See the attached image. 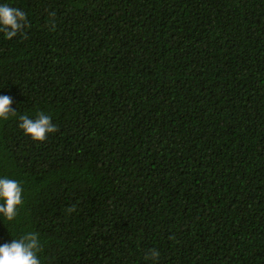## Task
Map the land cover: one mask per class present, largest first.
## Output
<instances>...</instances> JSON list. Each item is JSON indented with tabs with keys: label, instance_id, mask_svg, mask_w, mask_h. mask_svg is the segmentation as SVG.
I'll return each instance as SVG.
<instances>
[{
	"label": "trees",
	"instance_id": "trees-1",
	"mask_svg": "<svg viewBox=\"0 0 264 264\" xmlns=\"http://www.w3.org/2000/svg\"><path fill=\"white\" fill-rule=\"evenodd\" d=\"M3 3L28 27L0 33V178L22 187L0 246L33 232L40 264H264V0ZM40 112L58 129L43 142L18 127Z\"/></svg>",
	"mask_w": 264,
	"mask_h": 264
},
{
	"label": "clouds",
	"instance_id": "clouds-1",
	"mask_svg": "<svg viewBox=\"0 0 264 264\" xmlns=\"http://www.w3.org/2000/svg\"><path fill=\"white\" fill-rule=\"evenodd\" d=\"M50 22L55 27V13L50 14ZM28 27L27 14L20 8L10 6L8 3L0 4V33L4 38L11 40ZM12 100L8 96L0 97V120H7L10 115L15 116L16 112L10 108ZM18 127L24 134L33 141L43 142L48 134L55 133L58 129L52 123L51 117L43 112L37 114L35 119L27 115L19 117ZM0 214L11 222L17 217V209L22 204V187L19 181L0 178ZM74 211V209H70ZM41 245L38 234L27 232L19 239H14L10 244L0 246V264H40L38 252ZM160 253L156 249H150L145 255L146 260L156 264Z\"/></svg>",
	"mask_w": 264,
	"mask_h": 264
}]
</instances>
